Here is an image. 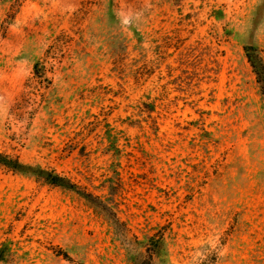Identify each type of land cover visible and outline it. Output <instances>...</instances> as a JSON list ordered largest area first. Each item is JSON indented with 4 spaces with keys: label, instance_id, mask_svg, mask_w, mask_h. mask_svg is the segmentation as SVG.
I'll return each mask as SVG.
<instances>
[{
    "label": "rangeland",
    "instance_id": "1",
    "mask_svg": "<svg viewBox=\"0 0 264 264\" xmlns=\"http://www.w3.org/2000/svg\"><path fill=\"white\" fill-rule=\"evenodd\" d=\"M245 48L264 0H0V152L71 182L0 165V264H264Z\"/></svg>",
    "mask_w": 264,
    "mask_h": 264
},
{
    "label": "trees",
    "instance_id": "2",
    "mask_svg": "<svg viewBox=\"0 0 264 264\" xmlns=\"http://www.w3.org/2000/svg\"><path fill=\"white\" fill-rule=\"evenodd\" d=\"M247 57L254 68L257 75L258 82L261 84V89L264 93V62L258 60L251 52L249 48H245ZM35 69L38 70V63L35 65ZM39 73V71H37ZM0 165L8 168L9 170L20 172L24 174H33L37 177L43 178L46 181L51 182L54 185L66 186L67 183H71L69 178L62 176L55 169H47L42 166L33 165L23 162L19 157L11 154L0 152Z\"/></svg>",
    "mask_w": 264,
    "mask_h": 264
}]
</instances>
